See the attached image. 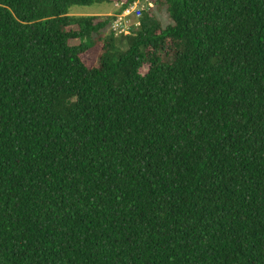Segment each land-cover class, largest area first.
Listing matches in <instances>:
<instances>
[{"label": "trees", "instance_id": "trees-1", "mask_svg": "<svg viewBox=\"0 0 264 264\" xmlns=\"http://www.w3.org/2000/svg\"><path fill=\"white\" fill-rule=\"evenodd\" d=\"M133 1L0 0V264H264V0Z\"/></svg>", "mask_w": 264, "mask_h": 264}, {"label": "built area", "instance_id": "built-area-1", "mask_svg": "<svg viewBox=\"0 0 264 264\" xmlns=\"http://www.w3.org/2000/svg\"><path fill=\"white\" fill-rule=\"evenodd\" d=\"M113 6L116 10L111 15L108 30L114 36H120L129 34L132 29L138 27L142 12L152 8L153 5L149 0H134L127 5L115 2Z\"/></svg>", "mask_w": 264, "mask_h": 264}, {"label": "rangeland", "instance_id": "rangeland-1", "mask_svg": "<svg viewBox=\"0 0 264 264\" xmlns=\"http://www.w3.org/2000/svg\"><path fill=\"white\" fill-rule=\"evenodd\" d=\"M114 3L112 4H100V5H94L91 7H72L70 8V13L71 15H87V16H94L98 19H104L106 16H111L112 14L115 13V8L113 6ZM157 18L161 22L163 27L169 26L171 23L168 21L167 16L165 13L162 11L157 14ZM70 45H76L78 44L77 41H70ZM124 48V47H122ZM143 73V70H142Z\"/></svg>", "mask_w": 264, "mask_h": 264}]
</instances>
